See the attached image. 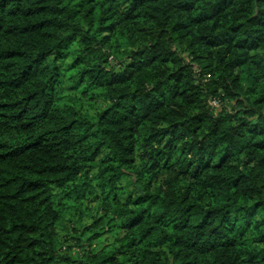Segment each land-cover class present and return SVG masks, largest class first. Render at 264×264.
<instances>
[{"label": "trees", "instance_id": "trees-1", "mask_svg": "<svg viewBox=\"0 0 264 264\" xmlns=\"http://www.w3.org/2000/svg\"><path fill=\"white\" fill-rule=\"evenodd\" d=\"M0 264H264V0H0Z\"/></svg>", "mask_w": 264, "mask_h": 264}, {"label": "rangeland", "instance_id": "rangeland-1", "mask_svg": "<svg viewBox=\"0 0 264 264\" xmlns=\"http://www.w3.org/2000/svg\"><path fill=\"white\" fill-rule=\"evenodd\" d=\"M108 33H104V35H106ZM104 35H101V36H104ZM100 36V37H101ZM112 60V59H111ZM72 59H69V60H66L65 61V65H66V68L68 66L69 63H72ZM63 63H59V65L61 67H65V65H63ZM207 78H210V76H206ZM63 83H64V88L63 89H58L57 90V93L59 94V96L63 99V100H74L76 99V101H78L79 99V106L78 107H81L84 108L83 110L85 109H88L90 108V113L91 114H97L101 109L102 107L104 106L105 102H104V96L101 95L99 93H90L88 97H82V94L81 93H78V92H75V94L73 95V93L71 92V90H69V87H70V83H69V80L66 81V77L63 78ZM80 98H83V99H80ZM211 103H212V108L218 110V111H221L224 109V107L226 108H229V107H232V103H229L228 100L224 99L222 94L219 93V95L217 94L216 96H212L211 98ZM170 175L169 173H162L159 177V183H164L165 180L168 178V176ZM94 207V206H93ZM91 221V218L90 219H84V223H89ZM73 244V243H72ZM72 244L70 246H72ZM102 243H99V242H96L94 244V247L93 248H96V247H100ZM105 245V244H104ZM71 250V248H70ZM72 250L73 252H79V248L77 247H72ZM69 251V250H67Z\"/></svg>", "mask_w": 264, "mask_h": 264}]
</instances>
